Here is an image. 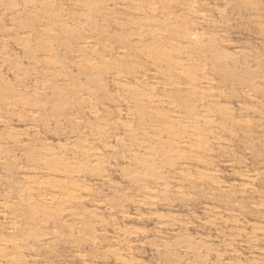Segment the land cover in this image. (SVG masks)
<instances>
[{
  "label": "bare ground",
  "instance_id": "6f19581e",
  "mask_svg": "<svg viewBox=\"0 0 264 264\" xmlns=\"http://www.w3.org/2000/svg\"><path fill=\"white\" fill-rule=\"evenodd\" d=\"M0 264H264V0H0Z\"/></svg>",
  "mask_w": 264,
  "mask_h": 264
}]
</instances>
